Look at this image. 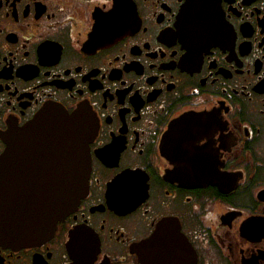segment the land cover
<instances>
[{
    "label": "flooded vegetation",
    "instance_id": "obj_1",
    "mask_svg": "<svg viewBox=\"0 0 264 264\" xmlns=\"http://www.w3.org/2000/svg\"><path fill=\"white\" fill-rule=\"evenodd\" d=\"M52 108L88 192L0 264H264V0H0V155Z\"/></svg>",
    "mask_w": 264,
    "mask_h": 264
},
{
    "label": "water",
    "instance_id": "obj_2",
    "mask_svg": "<svg viewBox=\"0 0 264 264\" xmlns=\"http://www.w3.org/2000/svg\"><path fill=\"white\" fill-rule=\"evenodd\" d=\"M88 114L52 108L6 135L0 155V242L32 245L54 233L88 192L93 125ZM35 158L42 177L24 179L21 169ZM38 160V161H37ZM46 172V173H45ZM38 181L39 186L32 187ZM157 242L156 236L146 244Z\"/></svg>",
    "mask_w": 264,
    "mask_h": 264
}]
</instances>
